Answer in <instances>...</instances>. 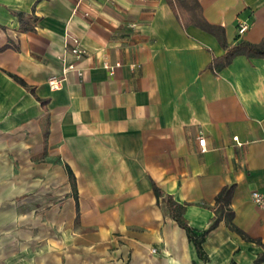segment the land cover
<instances>
[{
	"label": "crops",
	"instance_id": "obj_1",
	"mask_svg": "<svg viewBox=\"0 0 264 264\" xmlns=\"http://www.w3.org/2000/svg\"><path fill=\"white\" fill-rule=\"evenodd\" d=\"M196 1L229 44L264 36V0ZM77 2L0 0V264H255L225 219L199 254L153 182L198 235L233 185L234 223L264 241V58L216 72L226 49L177 0Z\"/></svg>",
	"mask_w": 264,
	"mask_h": 264
},
{
	"label": "trees",
	"instance_id": "obj_2",
	"mask_svg": "<svg viewBox=\"0 0 264 264\" xmlns=\"http://www.w3.org/2000/svg\"><path fill=\"white\" fill-rule=\"evenodd\" d=\"M178 3L182 7H189L192 14L191 16L196 17V22L200 24L204 29L212 32L217 36L220 43L223 45V47L226 49V52L220 56H216L213 58L212 62L210 63V68L214 69L216 72L220 71L224 67L228 66L232 60L237 55H246L247 57H262L264 58V36L259 42H251L246 39H241L237 41L236 43L229 44L225 38V28L221 25L212 24L204 20L203 22L198 19V13L195 9L196 7V0H195V7L190 4V0H177ZM23 18V17H22ZM22 83L24 81L22 79H19ZM69 174L73 183V186L76 188V182H75V176L73 171L70 169ZM233 185H226L224 186L220 192L216 196V205H215V213L216 216L213 220V222L209 225L208 228H206L201 234H197L193 227L189 224L187 219L185 218V210L186 206L185 204L179 203L174 201L170 196H166L165 192L161 187H159L156 182H153V189L154 192L160 200V198L165 201L170 214L172 217L177 220L180 226L185 228L188 237L191 241L195 243L197 246L199 254H203V247L202 242L206 238L207 234L215 228L218 223L225 219L226 223L230 226L231 229L239 232L240 234L244 235L246 238L253 240L257 242L258 244L262 245L264 248V241L261 238H253L247 235L243 229H241L238 225H236L233 221L234 218V211L230 207L231 204V197L233 193ZM264 261V250L259 254L258 258L255 261V264Z\"/></svg>",
	"mask_w": 264,
	"mask_h": 264
},
{
	"label": "built area",
	"instance_id": "obj_3",
	"mask_svg": "<svg viewBox=\"0 0 264 264\" xmlns=\"http://www.w3.org/2000/svg\"><path fill=\"white\" fill-rule=\"evenodd\" d=\"M96 0H78L77 2V7L83 3L86 2L89 6H93V2ZM77 10V9H76ZM83 15L85 17H89L91 15L89 10H85L83 11ZM247 29V25L245 23H241L240 27H239V31L243 32ZM70 39L72 41V45L70 47V52L76 57V58H80L82 57L86 52L87 49L84 47V45L82 44V41L79 37L74 36V35H70ZM120 63L117 62L115 64H110V63H105V66L110 70V73H114L115 68L117 66H119ZM70 70H75L77 71L79 74L83 73V69L78 67L74 62L72 63H68L65 67V74L70 71ZM63 78H55L52 79L50 81V87L52 89H58L61 86V82H62ZM199 142L202 145V147L204 148L205 146V142H206V138L205 137H200L199 138ZM252 198L253 200L259 204L264 206V192H260V191H253L252 192ZM155 251V249H154Z\"/></svg>",
	"mask_w": 264,
	"mask_h": 264
}]
</instances>
